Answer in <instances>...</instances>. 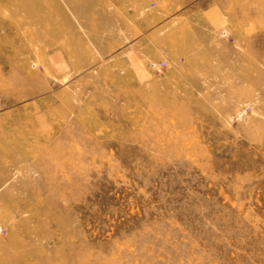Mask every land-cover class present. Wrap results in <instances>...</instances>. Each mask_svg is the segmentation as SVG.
I'll list each match as a JSON object with an SVG mask.
<instances>
[{
    "label": "rangeland",
    "instance_id": "1",
    "mask_svg": "<svg viewBox=\"0 0 264 264\" xmlns=\"http://www.w3.org/2000/svg\"><path fill=\"white\" fill-rule=\"evenodd\" d=\"M0 264H264V0H0Z\"/></svg>",
    "mask_w": 264,
    "mask_h": 264
}]
</instances>
